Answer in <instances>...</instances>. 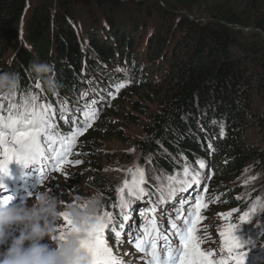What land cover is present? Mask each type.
I'll list each match as a JSON object with an SVG mask.
<instances>
[{
	"label": "trees",
	"instance_id": "1",
	"mask_svg": "<svg viewBox=\"0 0 264 264\" xmlns=\"http://www.w3.org/2000/svg\"><path fill=\"white\" fill-rule=\"evenodd\" d=\"M162 1H155V7L169 16L177 10L194 14L193 0L165 1L166 7ZM213 1L203 11L204 17H179L171 38L176 32L183 37L173 59L172 52H167L169 46H165L168 40L151 43L147 39L146 54L137 53L133 36L140 27L138 21L129 14L119 20L116 12L124 0H0V71L19 77L13 97L0 95L4 114L10 100L19 103L21 97L36 95L37 103L55 106L56 116L51 119L57 125L53 132L68 137L81 127L77 123L84 119L92 98H97L94 106L100 107L102 98L111 97L110 93L121 99L127 90L138 86L157 108L149 115V125L143 128L145 140L138 143L143 155L150 157L161 172L174 170L173 157H180L183 163L200 159L214 180L225 185L212 190L215 206L220 210L244 209L242 202L230 201L240 195V188L227 183L236 180L249 165L264 172V41L258 35L264 36V0ZM54 4L59 7L56 11ZM73 5L88 15L90 27L83 35L79 24L70 20L76 11ZM141 6L140 3L137 9ZM103 7L108 12L96 14L95 11H104ZM200 18L205 19L204 23L195 21ZM234 27L253 32L241 34ZM51 35L55 37L50 41ZM37 57L40 62L54 65V76L60 85L56 94L30 72L29 65ZM139 58L142 65H146V59L149 66H154V74L159 72L156 82H142L140 73L121 71L123 64ZM159 60L163 65L158 64ZM122 83L125 86L117 93ZM110 124L105 114L96 120L95 127L82 138L83 148L69 161L70 169L74 170L75 161L82 160L84 154L98 158L94 140L101 137L100 128H109ZM221 124L225 132L222 137ZM89 171L87 184L106 194L102 209L117 217L113 186L100 169ZM261 217L264 219V213ZM118 222L116 219L114 227ZM109 235L112 239L114 232ZM256 242L264 245V228ZM255 264H264V259Z\"/></svg>",
	"mask_w": 264,
	"mask_h": 264
},
{
	"label": "rangeland",
	"instance_id": "2",
	"mask_svg": "<svg viewBox=\"0 0 264 264\" xmlns=\"http://www.w3.org/2000/svg\"><path fill=\"white\" fill-rule=\"evenodd\" d=\"M155 1L159 4L163 3L162 0H124L121 7H119V10H116L119 15V20L122 19V15L124 17V15L129 14V16L132 15V18L138 21L140 27H138L134 33L133 38L134 41H136V51L137 53H140V56H144L146 54L145 48L147 39H149L151 43L153 40L156 41V39L158 40L157 42L160 43H164L168 40L165 43V46H169L167 52H169V54L172 52V55L174 52L176 53V48L178 46L177 43L181 42L183 35L176 32L171 38V34L173 29L178 27L177 23L181 20L179 17L182 16L192 20L195 15H202L204 17L205 13H203V11L212 6L214 2L213 0H193L192 12L195 15L193 14V16H190V13L183 10H177L172 16H169L165 13V11H160L155 7ZM165 1L169 0H164V6L166 7L167 4ZM140 3L143 6L140 7V10H138L137 7ZM54 8V11H56L59 7L54 4ZM72 8H75L76 11L75 13L74 11L72 12L73 15L70 20L72 22L76 21V23L79 24V32L83 35V33L90 27L88 15L84 10L78 9L75 5H73ZM104 8L107 7H103L102 10L104 11H95L96 14L100 13V15H105V12H108V10ZM199 16H196V18ZM102 17L104 18V16ZM200 19L201 20L195 21H201L204 23L205 19ZM65 22L66 24L68 23L67 20H65ZM127 22L128 26H131L130 21L127 20ZM121 23H123V20ZM141 26H143L144 29H142ZM234 28H236V30L240 29L241 34H249L253 32L251 29L247 28ZM167 30H169L170 34L167 33ZM52 31L55 35L57 27L54 26ZM165 34H168L169 36H165ZM258 35L260 39L264 41V36L261 33H258ZM54 37L55 36L51 35L50 41ZM173 47L175 50L171 51ZM86 48L87 47L85 45L82 50L86 51ZM147 50L152 51L148 48ZM90 56L93 55L90 54ZM173 59H175V55H173ZM141 62L140 58L137 59V61H128L123 64L121 71H134L140 73L142 82H156L159 72L154 74L152 72L154 70V66H149L146 59L143 61L146 65H142ZM158 64L163 65L162 60H159ZM88 88L89 86H87L86 91H88ZM133 88L134 89L127 90L126 94H124L121 99H118L116 95L115 98H112V96L103 97L101 100L102 102L104 101L103 104L100 103V107H97L98 117H102L105 114L108 115V118L111 120L110 127L100 128L101 137L94 140L93 146L95 148L94 150L98 154V158H87L86 154H84L85 157L80 160L81 163L77 165L75 167L77 169L74 168V170L68 167V163L51 179L50 183L40 191L50 190V194L57 198L61 211L67 209L69 205H73L77 201L86 199L96 193L101 195L103 203L106 200V194L100 193L96 189L89 186L86 182V174L90 172L89 170L98 168L100 169L102 176L108 179L111 184V188L113 186V191H115L114 198L116 199L115 213L118 214L116 219H119L120 209L116 207L118 204V193L116 190L123 186L125 179H131L128 174V169H135L138 166L144 170L146 181L144 187L148 192V195L142 200L136 201L132 204L131 216H133L137 215L142 210L147 213V210L155 206L158 201H161L162 196L164 200L168 199L170 190H175V196H178L180 193L179 189L185 187V185H182L180 182L185 178L183 169L187 166L189 167L190 172L199 171L204 177H208L206 179H202L200 183V187L205 186V189L208 188L206 195L207 198L204 203L207 207H203L200 211L199 214L202 219L198 221L197 236L202 241L200 244L201 250L205 252H212V259L214 260L226 257L227 252L222 251V240L219 233L224 230L227 225L234 224L239 226L236 230H234V235H236L244 245V248L242 249V251L245 252L244 264H255L261 259H264V245H258L256 242L258 235L264 228V219L261 217V213L257 214L256 212L258 205L260 203H264L263 170L249 165L244 168L236 180H232L227 183L230 186H237L240 188V195L230 199V201H234V203L237 201L242 202V205L245 206L244 209L241 210L237 208L233 210H220V208L215 206L211 193L216 187H225V185L221 182L215 181L207 167L203 170L199 169L198 162L201 161L200 159H196V161L191 163H183L180 157H173L172 159L175 161L174 170L170 172H161V170L152 164L150 157L144 156L139 150L138 143L145 140L143 128L144 126L149 125V115L152 112H155L157 108L152 101H147L144 94L140 92L142 90H139L138 86ZM89 94L91 93H88V95ZM10 101L14 102L13 100ZM54 104L62 105L57 102ZM259 105L261 106V102ZM51 109L52 111L49 113L50 117L53 115L56 116L55 106L53 104H51ZM54 124L55 126L57 125L56 122H54ZM88 130L89 129H87V131ZM79 148H83L82 139L80 141L76 140V148L74 152L76 153ZM82 153L83 152H81V154ZM193 187H196V185L193 184L190 189H193ZM203 190L204 189H198L197 191L202 192ZM183 196L184 195H182V197ZM34 198L35 196L30 203H34ZM102 212L105 211L102 209L100 213ZM229 213L231 215H228ZM244 213H249V216L245 222L241 223L240 216ZM125 214L129 213L125 212ZM63 225L64 221L61 218L56 225L57 231L55 236H58L61 230H66L63 228ZM113 227L114 225H109V227L105 229L104 237L108 241L109 247L112 248L113 254L122 259L125 264H127L128 261H131L132 264H141L138 258L132 257L129 249L123 247L122 242L117 243L115 235L112 239H110L111 235L109 234L112 232ZM7 247L8 246H4L3 248L7 249Z\"/></svg>",
	"mask_w": 264,
	"mask_h": 264
},
{
	"label": "snow or ice",
	"instance_id": "3",
	"mask_svg": "<svg viewBox=\"0 0 264 264\" xmlns=\"http://www.w3.org/2000/svg\"><path fill=\"white\" fill-rule=\"evenodd\" d=\"M37 83L36 87L40 88ZM125 84H120L116 89L118 93L120 88ZM115 98L114 94H109ZM38 97L33 94L21 97L19 103L9 101L6 113L2 103H0V173H8V165L15 161L18 164L27 166L35 164L37 166L40 181L44 179L45 168L49 163L54 172H60V165L67 162V157L71 154L72 146L76 136L83 134L91 127V121L97 116V112L92 105L97 104L96 100L92 101L89 110L85 111V120L81 128L69 137H63L53 132L55 124L53 123L49 113L52 111L50 105L38 104ZM215 123V122H214ZM224 125L220 126V136H224ZM209 148L212 145L209 144ZM50 154V155H49ZM81 161L77 159L75 164L79 165ZM199 169L203 170L206 165L203 161H199ZM185 179L181 181L185 187L180 191H187L195 184L200 186L204 177L201 172H190L189 167L183 169ZM131 179H125L123 186L118 188V204L116 207L120 209V218L124 222L131 219V206L134 202L142 200L148 195L144 185L145 173L140 167L128 169ZM190 177V179H189ZM2 187V186H0ZM126 191V196H125ZM175 196V190L169 191V198ZM8 197L0 198V206L7 203ZM203 198L199 195L195 198L194 205L190 206L185 214L183 205L185 201H181V210L176 215V220H183V226L176 223L171 215L168 218L169 227L161 230V225L156 221L157 208L153 206L147 210L151 213V219H145L139 225V229L133 228L128 234V242L133 245L138 253H142L144 264H244L245 252L243 243L234 235V230L239 226L229 224L220 231L219 235L222 240V251L227 252L226 257L218 260L212 259V252L201 250V240L196 235L195 224L202 219L200 209L207 207L202 203ZM161 203H167L161 197ZM255 210V209H253ZM128 212L129 214H125ZM142 216L145 212L142 210ZM228 215H231L230 213ZM249 213L240 216L241 223L245 222ZM64 221L63 228L68 232L79 231L72 224L67 213H61ZM116 217L112 212H102L96 217L94 223L88 224L84 229V238L79 241L80 247L87 253L88 264H125V262L113 254V250L108 245L105 237V229L109 225H113ZM119 229L112 228L117 243H120V237L124 229V224L119 225ZM65 230H61L58 236L53 239L65 238ZM178 240V245L174 243ZM127 264H132L128 261Z\"/></svg>",
	"mask_w": 264,
	"mask_h": 264
},
{
	"label": "clouds",
	"instance_id": "4",
	"mask_svg": "<svg viewBox=\"0 0 264 264\" xmlns=\"http://www.w3.org/2000/svg\"><path fill=\"white\" fill-rule=\"evenodd\" d=\"M29 70L44 82L50 92L56 94L59 91L54 65L40 62L37 57L29 65ZM18 87L16 73L0 71V95L13 97ZM101 210L102 197L96 193L61 211L57 198L50 194V190H38L34 203L0 206V244L4 243L6 233L13 226H19L18 235L0 254V264H88L87 253L80 247L79 241L84 238L85 226L94 223ZM256 212L264 213V203L258 205ZM61 213H67L79 231L65 230L63 240L53 239Z\"/></svg>",
	"mask_w": 264,
	"mask_h": 264
},
{
	"label": "water",
	"instance_id": "5",
	"mask_svg": "<svg viewBox=\"0 0 264 264\" xmlns=\"http://www.w3.org/2000/svg\"><path fill=\"white\" fill-rule=\"evenodd\" d=\"M238 29V28H237ZM252 30V29H251Z\"/></svg>",
	"mask_w": 264,
	"mask_h": 264
}]
</instances>
